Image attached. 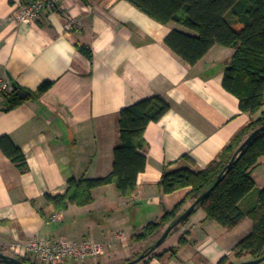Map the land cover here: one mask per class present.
I'll return each mask as SVG.
<instances>
[{
  "label": "crops",
  "instance_id": "crops-1",
  "mask_svg": "<svg viewBox=\"0 0 264 264\" xmlns=\"http://www.w3.org/2000/svg\"><path fill=\"white\" fill-rule=\"evenodd\" d=\"M30 1L0 0V80L30 93L43 82L53 84L15 109L0 111V137L8 136L21 149L27 165L26 173H20L0 152V252L13 257L10 246L29 239H91L110 243L95 264L135 260L162 232L144 242L132 236L189 192L162 194V174L203 170L251 120L222 87L234 51L214 46L189 66L164 43L172 30L182 29L161 25L124 0H59L55 11L41 13L35 23H15L13 13ZM69 18L79 27L68 28ZM77 44L90 49L91 59ZM155 96L169 110L144 131L146 166L134 193L121 197L108 185L93 190L90 204L55 212L45 196L62 195L71 179L107 176L118 145V112ZM251 176L261 190L264 156ZM252 228L245 219L225 230L197 209L150 253L166 254L147 264H218L225 257L234 262L233 249ZM115 234L122 238L112 242ZM180 238L186 241L182 246Z\"/></svg>",
  "mask_w": 264,
  "mask_h": 264
},
{
  "label": "trees",
  "instance_id": "trees-1",
  "mask_svg": "<svg viewBox=\"0 0 264 264\" xmlns=\"http://www.w3.org/2000/svg\"><path fill=\"white\" fill-rule=\"evenodd\" d=\"M124 1L161 25L173 23L179 26L182 30H172L164 43L189 66L196 65L214 46L232 49L234 54L226 64L222 87L238 100L239 110L251 116L250 122L235 134L218 157L203 170L193 172L184 168L162 174L158 183L162 194L182 189H189V192L157 222L147 224L140 233L134 234L132 240L144 242L157 237L185 212L182 208L187 202L193 203L214 186L191 215L200 209L207 220L225 230L236 228L245 219L253 225L251 234L233 249L234 262L225 257L218 264H238L246 258L256 260L263 257L264 187L257 190L251 174L258 166V160L264 156V130L242 150L229 169L227 166L245 139L264 125V0ZM76 47L83 56L91 59L89 48L79 44ZM52 84L43 82L34 93L22 91L14 85L11 92L1 94L0 111L8 112L44 94ZM168 110L169 105L158 96L121 109L117 120L118 145L113 150L111 172L101 178L69 180L67 190L62 195L45 196L53 210L62 212L69 205L86 206L92 202L93 190L108 185L114 186L121 197H130L135 191L138 175L146 166V157L142 153L146 146L144 131L150 123L159 121ZM0 152L20 173H26L25 156L8 136L0 137ZM191 215L178 226L185 224ZM185 243L184 238L178 241L179 246ZM170 252L172 255L176 253L172 249ZM165 254H149L145 257L147 261L143 262L144 258L140 262L147 264L151 258H161ZM17 259L24 264H36L28 257Z\"/></svg>",
  "mask_w": 264,
  "mask_h": 264
},
{
  "label": "built area",
  "instance_id": "built-area-1",
  "mask_svg": "<svg viewBox=\"0 0 264 264\" xmlns=\"http://www.w3.org/2000/svg\"><path fill=\"white\" fill-rule=\"evenodd\" d=\"M59 0H31L28 4L20 7L12 15L15 23L20 25H31L35 23L41 13L53 12L56 10ZM68 28H78L79 23L69 18ZM12 90L10 82L0 80V97L2 93ZM122 237L120 234L112 236L111 241H118ZM110 243H98L91 239L82 241H68L58 238L49 241L29 239L22 245L15 244L10 246V251L14 258L28 257L36 264H84L90 259L100 257L108 248Z\"/></svg>",
  "mask_w": 264,
  "mask_h": 264
},
{
  "label": "water",
  "instance_id": "water-1",
  "mask_svg": "<svg viewBox=\"0 0 264 264\" xmlns=\"http://www.w3.org/2000/svg\"><path fill=\"white\" fill-rule=\"evenodd\" d=\"M13 88H15V86H12ZM262 130H264V125L258 129H256L254 132H252L247 138L246 140L240 145V147L235 151L234 155L232 156L231 161L229 162L227 169H229L231 167V165L233 164L234 160L238 157V155L242 152V150L253 140V138H255ZM214 187V186H213ZM209 189L207 192H205L203 195H201L198 199H196L189 207L188 209L177 219L175 220L173 223H171L168 227H166V229L163 231V233L161 234V236L159 237V239L157 240V242L150 247L149 252L146 255H141L139 256L137 259L127 262L125 264H137L138 262H140L142 259H144L147 255H149L151 252L155 251L157 248H159L164 241L166 240L168 234L172 231L173 228L177 227L181 221H183L184 219H186L189 215H191V213L194 211L196 205L204 198L207 196V194L212 190V188ZM0 262L2 264H24L22 262H20L18 259L14 258V257H9L7 255H4L2 252H0ZM264 262V256L256 259V260H250V261H246V262H242L239 264H261Z\"/></svg>",
  "mask_w": 264,
  "mask_h": 264
},
{
  "label": "rangeland",
  "instance_id": "rangeland-1",
  "mask_svg": "<svg viewBox=\"0 0 264 264\" xmlns=\"http://www.w3.org/2000/svg\"><path fill=\"white\" fill-rule=\"evenodd\" d=\"M245 140H246V139H245ZM105 251H106V250H105ZM3 253H4V255H7V256L11 257V256L9 255L10 253H9L8 251H5V252H3ZM99 259H100L99 257L96 258V259L94 260V264H95V262L98 263V262H99ZM91 260H92V259H91ZM91 262L93 263V260L90 261L88 264H92Z\"/></svg>",
  "mask_w": 264,
  "mask_h": 264
}]
</instances>
